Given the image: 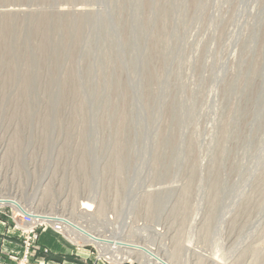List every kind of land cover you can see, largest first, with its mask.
<instances>
[{"label": "rangeland", "instance_id": "obj_1", "mask_svg": "<svg viewBox=\"0 0 264 264\" xmlns=\"http://www.w3.org/2000/svg\"><path fill=\"white\" fill-rule=\"evenodd\" d=\"M0 194L171 264H264V0H0ZM0 213V264L28 231L24 264L149 263Z\"/></svg>", "mask_w": 264, "mask_h": 264}, {"label": "bare ground", "instance_id": "obj_2", "mask_svg": "<svg viewBox=\"0 0 264 264\" xmlns=\"http://www.w3.org/2000/svg\"><path fill=\"white\" fill-rule=\"evenodd\" d=\"M77 13H89V11L81 9V10H77ZM119 163L121 165V166L119 165L120 167L124 166L125 164L123 162H119ZM0 205H10L14 207L18 212H20V215H25L30 217L32 221L40 220L41 222H49L53 225H57L58 227L65 228L67 230L66 232H72L74 235H76L78 238L82 240L95 242L96 244L104 247L107 250V253H109L111 257L116 261H122L127 259L129 255L126 254L122 255L117 252H120V250H124L122 248L127 249L128 247H130L129 249H131L133 253H135L133 257H135V259L139 261L141 259L142 260L147 259L149 262L148 264H171L167 259L159 255L156 250L148 246H145L143 244L127 242L121 238L110 239L105 236H100L90 231L89 229L85 228L82 224L77 223L70 217H63V215L61 214H55L50 212L38 213V214L33 213L35 211L30 212L33 214L31 215L25 211L26 208L24 207V205L21 204L20 201H18L15 198L3 196L0 194ZM40 221H35V222H40Z\"/></svg>", "mask_w": 264, "mask_h": 264}, {"label": "crops", "instance_id": "obj_3", "mask_svg": "<svg viewBox=\"0 0 264 264\" xmlns=\"http://www.w3.org/2000/svg\"><path fill=\"white\" fill-rule=\"evenodd\" d=\"M10 224L9 217L0 213V260L2 261L12 259L14 256L20 255L21 252L19 236L16 232L10 230ZM45 241L46 239L44 241L43 239L39 240L43 245L48 243ZM48 245L50 246V254L46 260L38 264H93L92 258L86 250L72 252L64 250L57 245Z\"/></svg>", "mask_w": 264, "mask_h": 264}, {"label": "built area", "instance_id": "obj_4", "mask_svg": "<svg viewBox=\"0 0 264 264\" xmlns=\"http://www.w3.org/2000/svg\"><path fill=\"white\" fill-rule=\"evenodd\" d=\"M22 216L24 217L23 222H25V223H27V224H31V223L33 222V221L31 220L30 217L25 216V215H22ZM33 226H34V225H33ZM26 233H27V238H26L27 242H25L26 252H25L24 258H23V260H22V262H23L22 264H24V262H26V260H25V256L27 255L26 253H28L27 251H28V248H29V241H28V239H29V236H28L29 231L26 232Z\"/></svg>", "mask_w": 264, "mask_h": 264}]
</instances>
